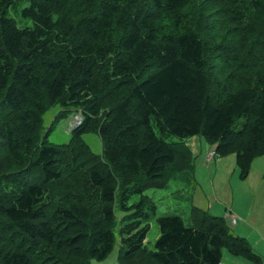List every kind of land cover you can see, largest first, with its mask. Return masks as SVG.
Masks as SVG:
<instances>
[{"label": "trees", "instance_id": "1", "mask_svg": "<svg viewBox=\"0 0 264 264\" xmlns=\"http://www.w3.org/2000/svg\"><path fill=\"white\" fill-rule=\"evenodd\" d=\"M217 11L237 24L243 50L199 33ZM58 102L85 113L70 148L38 138ZM93 118L102 154L79 139ZM194 135L217 156L235 152L241 178L264 157V0H0V264L103 260L123 172L143 180L120 192L129 221L119 260L141 251V264H220L227 249L259 262L223 216L194 207L187 222L127 205L178 162L169 138ZM51 185L72 201L58 203ZM151 216L159 235L147 248Z\"/></svg>", "mask_w": 264, "mask_h": 264}, {"label": "rangeland", "instance_id": "2", "mask_svg": "<svg viewBox=\"0 0 264 264\" xmlns=\"http://www.w3.org/2000/svg\"><path fill=\"white\" fill-rule=\"evenodd\" d=\"M217 5L220 7V4L217 3ZM219 14L218 11L213 12L211 24L205 28L199 26V33L207 36V31H210L216 36L219 35L220 39L224 42L227 41L229 45L243 50L246 41L242 32L238 30L237 24L223 15L219 16ZM16 20L21 26L31 24L29 19L22 17L16 16ZM122 90H119V94ZM116 93L117 90L113 93L115 95L104 96L103 106H109L119 95ZM84 114L81 108L65 106L61 102L49 105L42 116V123L38 131L39 141L48 139L49 142L66 148L78 144L75 143L77 137L73 132L83 123ZM76 115L81 116V120L77 127L72 128V123L77 121ZM90 124L88 131L80 135L79 139L85 145L82 147L87 146L89 151L102 154V140L97 132L96 119L93 118ZM169 140L176 142L180 152L178 153V162L170 167L167 177H164L166 181L164 183L162 180L150 183V187L143 194L131 196L127 205L132 207L142 202V208L148 209L153 204L156 205L157 216L166 213L180 214L187 222L193 221L192 219L198 215L194 214L193 216L191 213L194 207L206 210L211 215L223 217L230 213V209L234 210L235 208L244 215L252 217L253 220H258L257 225L262 227L264 240V157H257L251 165L248 176L241 178L240 169L236 164L235 152L232 151L226 156H214L208 159L210 148L214 145H210L201 135H194L183 140L171 136ZM183 152L186 153L183 154ZM180 163L183 164L179 167ZM116 179L118 192L114 209L118 217L112 224L116 245L103 260L93 259L92 264H141L144 260V254L141 251L133 254V257L127 260H119V255L123 246V238L128 236L125 231L129 221L124 219L126 215L124 216L125 212L120 206V192L123 190L126 180L141 182L143 180L142 173H116ZM51 188L56 190L55 197L58 203L68 205L72 201L73 198L67 194L66 190H58L56 185H51ZM88 201L90 204L92 203V196L88 197ZM238 216L240 215L238 214ZM148 222L150 223V230L145 239V245L147 248H152L159 235V227L155 216H151ZM252 225L256 227L254 224ZM232 232L234 233V230ZM235 257L227 249H223L220 264H253L244 258Z\"/></svg>", "mask_w": 264, "mask_h": 264}, {"label": "crops", "instance_id": "3", "mask_svg": "<svg viewBox=\"0 0 264 264\" xmlns=\"http://www.w3.org/2000/svg\"><path fill=\"white\" fill-rule=\"evenodd\" d=\"M247 176H248V174H247ZM226 210H228L227 207H226ZM229 212L230 213L227 216H225V218L227 219L231 230H234V234L244 237L249 242L252 249L256 253H258L261 260L259 262H256L253 260H249L248 258H246L244 256L234 255V256H236L235 258H237V257L244 258L253 264H264V240L262 238L263 230H262V227L260 225L259 226L257 225L258 220H256V219L253 220L252 217H249L248 215H244L242 212L237 211L235 208H234V210L230 209ZM238 214L240 216H238ZM230 215H233L234 217L237 218L236 224H232L230 222ZM252 224H254L256 227H254ZM236 260H239V259H236ZM241 262H243V261H241Z\"/></svg>", "mask_w": 264, "mask_h": 264}, {"label": "built area", "instance_id": "4", "mask_svg": "<svg viewBox=\"0 0 264 264\" xmlns=\"http://www.w3.org/2000/svg\"><path fill=\"white\" fill-rule=\"evenodd\" d=\"M76 118H77V121H75V122L72 123V126H73L72 128L77 127L78 122L81 120V116H79V115H76ZM216 155L217 154H216L215 149L214 148H210V152L208 154V159H211V158H213ZM230 222L232 224H236L237 223V218L234 217L233 215H230Z\"/></svg>", "mask_w": 264, "mask_h": 264}]
</instances>
